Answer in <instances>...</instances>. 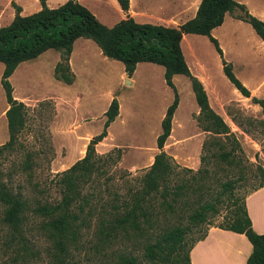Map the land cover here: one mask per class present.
Returning <instances> with one entry per match:
<instances>
[{"label":"rangeland","instance_id":"1","mask_svg":"<svg viewBox=\"0 0 264 264\" xmlns=\"http://www.w3.org/2000/svg\"><path fill=\"white\" fill-rule=\"evenodd\" d=\"M12 1L20 7V13L41 8L39 0H0L2 17L15 15ZM64 1L46 0V4L56 7ZM80 1L107 26L125 18V12L115 0ZM246 1L250 7L264 8V0ZM156 2L164 3L165 0H152V3ZM140 12L133 8L128 15L137 16ZM245 32L240 31L239 35L251 42L236 48L226 45L222 50L234 74L250 90L249 97L243 96L226 78L220 57L208 38L194 35L183 43L187 65L193 74H203L206 78L210 106L222 117L227 132L215 134L199 125V107L190 81L179 74L175 85L181 95V105L173 116L171 134L164 149L181 168L201 169V173L195 180L191 179L190 173L181 174L186 179L185 188L172 210L161 206L160 201H153L154 215L150 226L142 222L139 230H129L128 235L109 240H103L98 234V218L93 214L79 229L77 239L67 243V251L60 253L41 227L46 222L44 217L29 211L20 230L13 232L2 221L0 208V264H59L55 256L63 258L61 264H118L122 256H134L138 264H152L145 249L162 231L174 225H189L185 251L191 241L211 226L223 224L228 203L225 196H217L223 190V184L234 181L235 196L242 203L258 183L264 182V116L261 106L253 100L264 98V49ZM74 52L72 70L75 79L71 85L54 78L52 60L57 52L53 49L47 50L41 59L22 62L10 78L13 96L28 110L24 127L16 139L17 145H21L20 150L3 156L0 163L2 173L11 172L13 186L22 187L29 193L31 202L34 197H58L54 175L70 168L85 155L89 140L102 130L105 118L102 108L109 90L120 83L122 62L104 56L94 41L80 38ZM150 65L158 68L140 66L136 83L116 94L123 111L121 120L119 118L113 124V134L109 138L95 145L98 154L118 149L120 159L116 163L101 161L83 193L115 203L116 196L124 195L135 183L136 175L152 164L158 152L156 137L161 132L160 123L166 107L172 102L173 93L159 70L162 66ZM7 106L0 84V147L9 137ZM91 133L93 136L90 137ZM72 151H79L81 157H73ZM222 151H230L231 157L222 158L219 156ZM26 154L33 163L29 170L20 166ZM36 182L45 189L42 195L32 192ZM207 200L215 201L220 213H209L205 221L192 224L189 214Z\"/></svg>","mask_w":264,"mask_h":264},{"label":"trees","instance_id":"2","mask_svg":"<svg viewBox=\"0 0 264 264\" xmlns=\"http://www.w3.org/2000/svg\"><path fill=\"white\" fill-rule=\"evenodd\" d=\"M39 1L41 8L27 15H22L20 7L12 1L15 15L10 23L0 26V62L3 64L0 84L8 104L5 116L9 135L8 141L0 147V160L3 156L20 150L21 145H17L16 139L24 127L28 110L23 102L13 96V86L9 77L21 62L35 59L47 49H55L59 52L60 59L54 66L53 75L56 80L63 83L74 82L75 75L71 70L69 58L75 40L83 37L94 41L104 56L122 62L128 77L132 76L139 62H151L163 66L165 84L173 93L172 102L167 106L160 123L161 132L156 137L158 152L152 164L136 175L135 183L128 187L124 195L116 196L115 203L95 194L83 193V190L101 161L112 160L116 163L120 159V153L116 152L118 149L105 154H98L95 150V145L107 135L108 126L119 113V101L116 96L112 98L103 113L105 120L102 130L89 140L85 155L70 168L54 175L53 182L58 190L57 198L34 197L31 202L29 193L22 187L13 186L12 173H2V163H0L2 221L13 232H17L29 211L44 217L46 222L41 227L49 234L60 253H65L67 243L77 239L79 229L93 214L98 218V234L103 240H109L120 235H128L129 230H139L142 222L150 226V219L154 215L151 210L153 201H160L161 206L173 209V204L182 196L185 188L186 179L184 180L181 174L190 173L191 179L195 180L196 175L201 173V169L193 171L189 168H181L164 149L165 142L171 134L172 119L179 103L178 90L173 82L175 74H183L190 81L199 107L197 118L199 125L215 134L227 132L222 117L210 106L202 82L192 74L186 63L181 39L184 34L207 36L220 57L226 78L243 96L249 97L250 90L234 74L231 63L224 59L219 42L211 35V30L221 25L225 14L228 13L249 23L264 41V21L251 14L244 3L236 0H201L194 17L176 27L137 22L129 15L114 25L107 26L79 0H65L56 7L47 6L46 0ZM116 1L121 10L124 12L129 10V0ZM253 100L261 106L264 116V98H253ZM205 145L206 141L202 146ZM219 156L228 159L231 157V152L222 151ZM230 160L232 162L233 158ZM20 166L23 170L33 167L28 154L20 161ZM233 182H225L222 186L223 190L217 195L225 196L228 203L223 224L217 226L245 234L252 245L247 264H264V233H256L251 228L245 200L239 203L234 193ZM262 186L264 182L258 183L252 191ZM44 191L39 183L32 185V192L42 195ZM209 213H220L215 201H202L188 218L192 224H198L205 221ZM189 229V225H174L162 231L154 243L146 246L148 261L152 264H190V249L206 232L191 241L183 251L185 234ZM55 258L59 264L64 261L60 256ZM118 264L138 263L134 256H122Z\"/></svg>","mask_w":264,"mask_h":264},{"label":"crops","instance_id":"3","mask_svg":"<svg viewBox=\"0 0 264 264\" xmlns=\"http://www.w3.org/2000/svg\"><path fill=\"white\" fill-rule=\"evenodd\" d=\"M200 1L201 0H165L164 3L163 2L162 3L160 2L152 3V0L151 1L149 0H129V10L125 12V17L126 15H128V13L131 12L133 8L135 9L138 8L141 11L140 15L136 16L135 14L134 15L129 14V16L133 17L136 21L141 20V22H149L153 24H162L166 26L176 27L179 24L183 23L184 21L194 17ZM236 1L240 3H244L251 14L259 17L260 19L264 21V8L258 9L256 7L255 8L250 7L247 5L246 0H236ZM2 13L3 11L0 8V26L7 25L8 23L11 22V20L14 17L13 14H8L7 18L2 17ZM21 14L27 15L30 13H21ZM248 25L251 27V29L248 27ZM240 31H244V32L246 31L247 35L254 41V43L264 49V41L256 34L252 26L249 23L242 21L240 19H237L228 13L225 14L222 24L214 27L211 30V35L218 40L221 49L225 50L226 45L229 46L230 48H236L237 46H241V45L251 42V41L246 40L244 36L241 37L242 35L241 36L239 35ZM194 35H198V34H184L181 39V48H182V52H183L185 60H186V55L184 53L183 43L186 40L188 41V39L194 38L193 37ZM199 36H204L208 38L205 35H199ZM80 38H83V37H80ZM80 38H77L75 40L71 54H70L69 64H70L71 70L73 69V55L75 54L74 52L75 44L76 42H78ZM47 50H50V49H47ZM53 50L57 52L58 54L57 55L55 53L56 55L54 54V58L52 60L53 61L52 63L55 66V64L59 61L60 56L57 50L55 49ZM46 51H44L38 57L32 60H38V59L43 58L44 57L43 54H45ZM46 58L50 59V56L47 55ZM32 60H28V61H32ZM148 63L149 62L137 63L136 68L131 77L127 76L126 72L124 71V67L121 68V71L119 74L120 83L118 86H114L111 90H109L108 99L104 107L102 108L103 113L108 108V105L110 101L112 100V98L116 96L118 92H121L127 86H130L136 83V81L138 80V70L140 66H152L150 65L151 63L150 64ZM0 64H1L0 66V77H1V73L3 70V64L1 62ZM54 66H53V69H54ZM18 68L19 67H17L15 70H17ZM154 68H158V67H154ZM159 70L162 74H164L163 66H162V69L159 68ZM13 73L11 74L9 79L12 77ZM178 76L179 74H175L173 76L174 84H175L176 79L179 78ZM196 77L202 82L206 90L208 86H206V80H205L206 78L203 76V74H200V75L198 74ZM126 79H129L130 81L128 84L125 81ZM178 94H179V103H178L176 110L181 105V95H180L179 90H178ZM122 112H123L122 106H121V103L119 102V113L116 116V118L108 126L107 135L103 139L109 138L113 134V132L111 131V127L116 122V120H118L119 118L121 120ZM91 136H93V133H91L90 137ZM71 154L73 157H81V155L79 156V151H72ZM245 207H246L247 214L250 218L251 228L253 229V231L259 234L264 233V186L250 192L245 197ZM251 251H252V245L245 234L223 229L218 226H211L207 230L205 235L201 237L200 239H198L192 245L190 249V253H189L190 264H247V257L249 256Z\"/></svg>","mask_w":264,"mask_h":264},{"label":"water","instance_id":"4","mask_svg":"<svg viewBox=\"0 0 264 264\" xmlns=\"http://www.w3.org/2000/svg\"><path fill=\"white\" fill-rule=\"evenodd\" d=\"M125 81H126L127 84L130 82L129 79H126Z\"/></svg>","mask_w":264,"mask_h":264}]
</instances>
